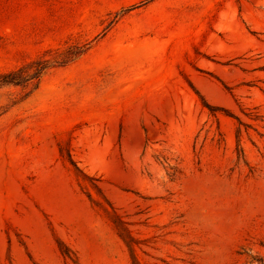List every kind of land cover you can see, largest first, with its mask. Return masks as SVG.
<instances>
[{
  "label": "rangeland",
  "instance_id": "374dc122",
  "mask_svg": "<svg viewBox=\"0 0 264 264\" xmlns=\"http://www.w3.org/2000/svg\"><path fill=\"white\" fill-rule=\"evenodd\" d=\"M0 264H264V0H0Z\"/></svg>",
  "mask_w": 264,
  "mask_h": 264
},
{
  "label": "trees",
  "instance_id": "16d2710c",
  "mask_svg": "<svg viewBox=\"0 0 264 264\" xmlns=\"http://www.w3.org/2000/svg\"><path fill=\"white\" fill-rule=\"evenodd\" d=\"M78 54V53H77ZM46 69V66H43V70H45ZM41 72V71H40ZM13 74H16L15 72H11V73H9V74H7V75H4L5 77H4V79L3 80H5V82H9V83H11V82H15V83H18L19 82V78H17V77H12V78H9L10 76H12ZM15 76V75H14ZM6 78H9V79H6Z\"/></svg>",
  "mask_w": 264,
  "mask_h": 264
}]
</instances>
